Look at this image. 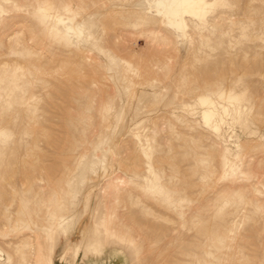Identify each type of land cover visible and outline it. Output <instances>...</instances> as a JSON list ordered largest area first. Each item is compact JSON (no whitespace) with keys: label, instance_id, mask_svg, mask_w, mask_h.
Returning <instances> with one entry per match:
<instances>
[{"label":"rangeland","instance_id":"374dc122","mask_svg":"<svg viewBox=\"0 0 264 264\" xmlns=\"http://www.w3.org/2000/svg\"><path fill=\"white\" fill-rule=\"evenodd\" d=\"M186 24L0 0V264H264V0Z\"/></svg>","mask_w":264,"mask_h":264},{"label":"bare ground","instance_id":"6f19581e","mask_svg":"<svg viewBox=\"0 0 264 264\" xmlns=\"http://www.w3.org/2000/svg\"><path fill=\"white\" fill-rule=\"evenodd\" d=\"M157 6L158 12L168 16L171 27L181 31L182 35L186 36V15H202L206 7V0H157ZM68 30L81 32L74 26H69ZM206 112L210 114L211 110L208 108Z\"/></svg>","mask_w":264,"mask_h":264}]
</instances>
